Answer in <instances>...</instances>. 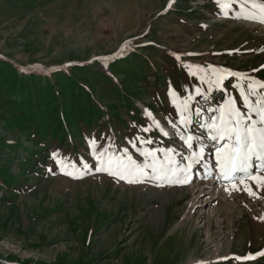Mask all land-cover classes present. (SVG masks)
<instances>
[{
	"label": "rangeland",
	"instance_id": "374dc122",
	"mask_svg": "<svg viewBox=\"0 0 264 264\" xmlns=\"http://www.w3.org/2000/svg\"><path fill=\"white\" fill-rule=\"evenodd\" d=\"M240 2L225 16L215 0H0V264H264L232 258L264 249V188L213 189L214 150L184 184L128 183L96 171L93 155L127 147L142 161L134 141L173 147L187 163L175 131L162 142L157 129L142 130L152 124L145 112L179 125L169 92L192 94L200 135L224 95L213 90L206 103L195 94L208 88L197 66L264 81V23L238 16ZM237 79L224 82L234 97Z\"/></svg>",
	"mask_w": 264,
	"mask_h": 264
},
{
	"label": "snow or ice",
	"instance_id": "6c2138e0",
	"mask_svg": "<svg viewBox=\"0 0 264 264\" xmlns=\"http://www.w3.org/2000/svg\"><path fill=\"white\" fill-rule=\"evenodd\" d=\"M215 3L225 16L229 15V10L233 6L231 0H215ZM171 4L172 0H169L167 7L170 8ZM238 16L264 23V0H241ZM127 43L126 41L125 44ZM123 51L122 48L113 55L123 54ZM176 59H180L179 55L176 56ZM261 68H264V65ZM197 69L201 83L208 85L207 90L203 92L200 87H196L195 94L197 96H203L206 103H215V96L209 100V93L216 90L224 95L222 103L216 107L207 108V112L213 113V115L198 125L200 129L205 130L207 143L204 138L205 132L196 135L191 131L193 115L200 117L203 114L201 108H196L195 113L190 108L194 99L193 95L189 94L181 99L175 91H170L172 102L179 111V125L172 121L169 123L175 130L174 135L178 136L186 145L189 155L184 159L187 163L182 164L176 159L177 152L173 147H145L141 149L134 141H130L132 147L143 157L142 161L134 158L127 147L120 155L106 152L96 154L94 151L93 155L96 156L97 161L96 171L118 176L122 180H127L128 183H141L144 177L151 175L157 181L184 184L188 183L189 171L204 159L207 147L210 152L214 150L215 164L213 167L219 169L220 177L230 182L233 189L237 188L235 183L237 180L240 184H245L246 180H252L258 187L264 188V81L245 73L212 65H208L207 68L197 66ZM253 71H260V69H253ZM198 73L189 70V75L196 76ZM227 77L238 78L234 85L228 81L233 90L238 91V97L228 93L224 87ZM147 115L151 117L152 114L149 112ZM153 126L164 136L169 135L154 119L152 125L144 127L142 130L149 132ZM180 126H183L185 130H181ZM137 139L142 140L145 144L152 143L151 139ZM194 142L199 144L198 150H194ZM91 143L94 144L95 141ZM52 155L56 157L57 153ZM57 163H61V161L57 160ZM84 167L87 168L88 165L85 164ZM68 174L71 175V173ZM245 188L249 190L250 194H253L247 184H245ZM225 190L229 191V189ZM257 256L264 257V250L232 258L238 261H250L255 260Z\"/></svg>",
	"mask_w": 264,
	"mask_h": 264
},
{
	"label": "trees",
	"instance_id": "16d2710c",
	"mask_svg": "<svg viewBox=\"0 0 264 264\" xmlns=\"http://www.w3.org/2000/svg\"><path fill=\"white\" fill-rule=\"evenodd\" d=\"M89 102H86V104H88ZM85 104V106H84V109L85 110H87V112L89 113V114H92L93 112H95V110L97 111V110H100V111H102V112H104L105 110H103L102 108H99L97 105L96 106H92V105H90L89 104V110L88 109H86V108H88V106ZM127 108V107H126ZM79 111L81 110V109H78ZM126 111H127V109H126ZM137 115V114H136ZM114 117V119H116V120H118V121H120L121 123H123V125L125 126V120L122 118V117H118V116H113ZM90 124V123H89ZM128 127V124H126V128ZM67 137L71 140L72 139V134H71V132L70 131H67V134L64 136V140L63 141H65V139H67ZM84 156V155H83ZM86 156V155H85Z\"/></svg>",
	"mask_w": 264,
	"mask_h": 264
},
{
	"label": "bare ground",
	"instance_id": "6f19581e",
	"mask_svg": "<svg viewBox=\"0 0 264 264\" xmlns=\"http://www.w3.org/2000/svg\"><path fill=\"white\" fill-rule=\"evenodd\" d=\"M153 119L156 120V121H158V122L160 123V125L163 127V129L167 128V126L163 125V124L160 122L159 119H157V118H152V120H153ZM169 129H170V127H169ZM165 131H166V130H165ZM170 131H171V130H170ZM170 131H169V133H171ZM192 169H193V170L196 169V165H194ZM195 175H196V174H195ZM219 177H220V175H219L218 172H217L216 178L214 179V186H215V188H213V189H215V190H218V189H219L218 185L215 184V183L221 181V179H219ZM188 179H189V178H188ZM189 180H190V179H189ZM192 182H194V181H191V183H192ZM192 185H193V184H192ZM215 190H213V191H215ZM215 192H216V191H215ZM217 192H218V191H217ZM217 192H216V193H217ZM206 193L208 194V193H210V192L207 191ZM208 200H209V199H208ZM206 201H207V200H206ZM206 234H207V232H206ZM241 234H242V233H241ZM200 260H201V259H197V258L190 259L189 262H188V264H196V263H199Z\"/></svg>",
	"mask_w": 264,
	"mask_h": 264
}]
</instances>
